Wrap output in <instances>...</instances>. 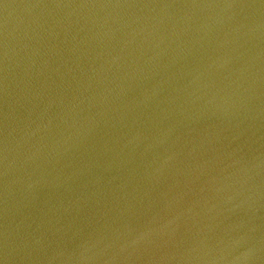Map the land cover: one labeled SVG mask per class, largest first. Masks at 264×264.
Segmentation results:
<instances>
[{"label": "water", "instance_id": "obj_1", "mask_svg": "<svg viewBox=\"0 0 264 264\" xmlns=\"http://www.w3.org/2000/svg\"><path fill=\"white\" fill-rule=\"evenodd\" d=\"M0 264H264V0H0Z\"/></svg>", "mask_w": 264, "mask_h": 264}]
</instances>
